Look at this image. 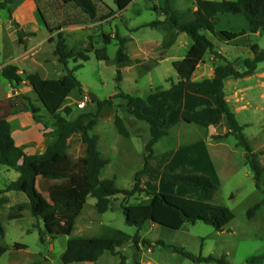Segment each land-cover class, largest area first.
Here are the masks:
<instances>
[{"label": "rangeland", "instance_id": "obj_1", "mask_svg": "<svg viewBox=\"0 0 264 264\" xmlns=\"http://www.w3.org/2000/svg\"><path fill=\"white\" fill-rule=\"evenodd\" d=\"M100 1L99 9L105 8V13L101 14V18L93 23L103 22L91 28L89 40H86V36L79 39L71 37L70 40L64 37L67 44L70 41L71 46L69 44L68 46L76 50L90 49L91 47L94 49L102 48L104 47L103 35L108 34L113 37L112 45L108 46L110 61H99L92 53L90 61L75 71V76L83 91L74 90L75 92L73 91L67 98L65 107H71L73 111L78 112V115H86L97 105L92 102L89 92L100 100L116 97L120 92L145 99L159 88H169L172 82L177 81L173 62L182 60V54L189 50V47L183 49L182 46L179 47L175 44L170 53V58L173 59L141 74L143 66H155L157 60L163 56L162 47L144 46L145 54L142 53L143 50L141 51L142 48L140 47L144 42L157 44V42L167 39L168 32L165 29L141 28L151 22L165 20L161 11L152 10L155 5L162 7L164 5L163 0H135L124 15H120L117 19L114 15L118 11H107V7L116 9L117 6L114 1ZM8 19V13L0 11V64L22 51L21 46L11 38L10 24L8 22L6 24ZM129 27L131 28L130 32L141 28L133 33L134 38L140 44H136L137 41L128 43L127 52L133 58L142 57L140 58L142 63L134 67L131 65L132 68L130 69L122 66L124 69L122 72L115 61L118 50L115 37L116 35L121 36V32L123 35H127L125 28ZM44 36V34H40L37 42L41 41ZM57 37L58 35L55 37L56 40ZM100 43L102 44L99 45ZM53 44L55 49L56 43ZM189 44H192V40H189ZM258 44L264 51V34L262 38L258 39ZM220 47L217 44L215 51L216 48ZM223 50L224 53L228 54L230 62L236 65H238L239 59L246 60L251 57L248 52L240 53V50L236 52L231 46L223 47ZM51 51L50 46L43 43L39 55L41 59L37 61L22 60L20 65L28 74H39L44 79H58L66 75L67 71L62 64L53 62L55 58ZM206 57L211 59L210 53ZM43 58L45 64L42 61ZM79 63L82 62L79 61ZM75 66L76 64L70 61L69 68L74 69ZM119 71L122 73L121 90L118 89L117 81ZM256 75L263 80V83L257 81L251 83L244 95L236 97L229 94L227 101L233 112L234 108L239 112L238 116L236 114L237 119L241 125L246 127L244 133L253 151L259 155V160L264 167V68H261ZM80 103H86V108L80 109ZM30 106L39 110L38 115L43 118V121L53 124L52 116L44 109L31 86L27 82H23L18 87H14L3 78L0 71V115L11 122L13 136L17 144L23 142L21 146L25 148L28 154H43L49 144L55 140L56 133L52 129H46L35 122L33 114L29 111ZM65 107L61 109L62 113ZM126 108V100L115 98L113 105L107 112L106 119L101 124L99 121L97 127L92 131V134H100V151L106 156L113 157L116 161H118L117 156L110 152V148L116 146L119 139L115 117L119 115L125 120L124 111L127 110ZM215 111L216 109L212 104L200 95L196 94L195 96L192 93H187L183 98L181 93H176L170 107L172 123L169 126V136L157 145V150L162 152L163 150L175 149L198 140L205 134L201 127L194 123L190 124L189 121H185L181 124L182 126L174 125L173 120L178 115L184 114L193 121L209 122ZM91 120H93V116L84 118V122L87 121V123ZM145 126L148 127L147 124ZM219 141L213 143L211 145L213 147L209 148L216 167L212 180L219 187V192L213 203L228 207L235 215V219L228 224L225 231L217 232L203 222H198L195 225L187 224L178 231L148 222L140 234L142 239L151 241L153 245L149 247L140 244L139 249H137L132 243V239L138 233V229L126 223L123 207L148 204L153 196L146 193L131 197L118 195L112 198V207L105 214L97 211L96 199L89 197L79 217L78 224L80 226L85 224L92 226L91 233L99 240H103L99 243L107 244L108 248L99 264H120V257L114 256L111 252L114 245H117L115 251L126 257V264H135V260L144 264H196L170 248L155 246L158 241L184 248L196 256H213L216 258L227 256L230 264H249L252 258L264 255V186L262 190L256 188L252 171L246 162L245 151L237 147L236 139L229 137ZM182 150L186 151L187 147H183ZM143 153L144 142L133 139V163L116 180L119 189L131 190L134 187V172L141 166ZM187 154L185 152L184 155L187 157ZM190 156L192 155L190 154ZM19 176L15 170L0 165V189L6 188L10 182L17 180ZM157 181H152V184L148 183L152 193L159 191V193L179 197L202 199L197 195L196 188L179 182H169L165 179V175L162 176L158 184H155ZM5 196L9 199V203L0 209V220L5 229V243L9 245L10 251L0 259V264H64L62 257L66 250V237L51 238L46 233L43 222L34 218L28 208H25L22 219L10 220L11 209L19 204H28L29 199L27 195L19 192H11ZM257 204L261 205L260 209L253 218H250L249 211ZM123 238L128 239V242L120 246V241ZM257 264H264V260Z\"/></svg>", "mask_w": 264, "mask_h": 264}, {"label": "trees", "instance_id": "obj_2", "mask_svg": "<svg viewBox=\"0 0 264 264\" xmlns=\"http://www.w3.org/2000/svg\"><path fill=\"white\" fill-rule=\"evenodd\" d=\"M63 1L80 9L88 15L92 22L98 20L100 0ZM113 1L117 6V11L122 13L134 0ZM163 2L162 7L155 5L152 10L161 11L165 20H157L141 28H161L168 32L167 39L163 44L162 55L176 44L180 34H186L193 41L188 54L182 60L173 63L179 82H172L170 89H157L146 99L120 92L116 97L104 100L96 99L94 102L101 110L107 105L112 106L115 98H122L127 102L128 112L137 119L147 122L151 127L152 138L146 147L144 168L137 173L135 185L131 190L119 189L115 180L100 179L102 170L110 164V161L105 159L99 150L98 135L92 134L99 122L98 115H94L93 120L85 123L84 118L88 115L81 116L76 121L68 119L73 113L71 107H65L63 113L61 112L62 106L74 90L83 91L75 76V71L90 61L91 54L94 53L99 61H110L107 47L112 44L113 37L111 35H103L105 45L103 48L94 49L91 47L84 50L69 47L63 34H58L57 40L51 38L49 42L56 43L54 55L67 71L66 75L58 79H43L39 74H21L19 67L14 64L6 65L1 69L3 78L14 87H18L23 82H27L31 86L44 109L52 116L53 124L43 121V118L38 115L39 110L33 106H30L29 111L33 114L35 122L43 124L46 129L55 131L56 138L43 154H28L24 147L17 145L11 122L0 115V165L15 170L20 175L6 188L0 189V209L9 203L6 194L19 192L27 195L29 203L13 207L9 213V219H22L25 208H28L34 218L43 222L44 229L51 238L69 237L66 251L62 257L64 264L97 263L108 248L107 244H101L88 237H71L76 221L89 197L96 199L97 211L105 214L112 207V198L118 195L131 197L146 193L153 196L148 204L123 207L126 223L138 229V233L132 239V243L137 249L140 244L149 247L153 245L151 241L142 239L140 234L148 222L175 231L181 230L187 224L195 225L198 222H203L217 232H223L228 224L235 219L234 213L228 207L213 203L219 192V187L206 175L181 172H167L165 175V179L169 182H179L197 188L198 195L202 197V200L164 193H150L142 187L143 180L155 182L159 178V169L152 160L155 156L156 145L163 138L169 136L168 130L165 129L168 105L171 95L177 90H194L198 94L216 97L219 114L213 123L220 124L222 116L226 115L230 131L224 136H215L214 139L222 140L229 137L236 139L237 147L245 151L246 162L252 171L256 188L263 189L264 167L259 160V155L253 151L244 133L246 127L240 124L236 114L229 106L225 93V81L229 78L242 79L253 75L259 64L264 63V51L258 45H253L251 47L253 58L246 59L244 69L240 70L215 51L214 43L206 37L205 33L216 35L212 19L218 14L244 15L253 27L252 33H264V0H198L195 19L190 22L181 21V14L172 10L169 0H163ZM13 3L14 0L0 2V9L9 11ZM13 25L18 30V43L26 45V38L32 37L34 34L24 32L15 21H13ZM54 31L56 30H52V32ZM247 34L246 30L222 32V36L230 42ZM115 38L118 43L115 57L117 65L131 62L132 59L127 52L128 40L120 35H116ZM208 53L222 62L216 65L215 76L212 79L195 82L193 80L194 73L197 67L204 62ZM70 61L76 64L74 69L69 68ZM141 63V60L136 61L138 66ZM153 67L143 66V71L140 73L149 72ZM117 81L118 89L121 90V71L118 73ZM145 110L157 111L158 119L147 116L144 113ZM115 124L122 137H130L128 129L119 115L115 117ZM260 207V204L252 207L249 217L253 218ZM125 242H128V239L123 238L120 241V246H123ZM155 246L170 248L196 264H230L227 256L221 258L196 256L184 248L167 245L163 241H158ZM115 247L117 245L112 248V254L120 257V264H126V257L116 252ZM9 251L10 247L5 243V229L0 220V259ZM263 260L264 255L256 256L249 261V264H257ZM135 264L141 263L135 260Z\"/></svg>", "mask_w": 264, "mask_h": 264}, {"label": "crops", "instance_id": "obj_3", "mask_svg": "<svg viewBox=\"0 0 264 264\" xmlns=\"http://www.w3.org/2000/svg\"><path fill=\"white\" fill-rule=\"evenodd\" d=\"M5 0H0V2H3ZM220 1V0H217ZM235 1V0H232ZM135 0L133 1V3ZM132 3V4H133ZM127 8V10L132 6ZM170 7L172 10L179 12L181 14V21L182 22H190L195 19V13L197 11V4L198 0H169ZM110 12H116V9H111L107 7ZM105 8H100L98 12V19L101 18V14L105 13L104 11ZM1 12H7L8 13V20L6 21L10 24L9 25V32L11 33V38L13 39L14 42H17L19 46H21L22 51L17 54L12 56L10 59H7L4 61L2 64H0V71L1 69L9 64H14L17 65L20 69L21 74H28L24 68L20 65V61L22 60H32V61H37L38 59H41L39 57L41 53V47L44 44H48L51 48V53L53 52L54 54V44L50 43L49 40L51 38H55L56 35L58 34H64V37L67 38L68 40L71 39V37L74 38H82V36H86V40H89L88 36L92 32L91 28L94 27V25L97 24H102V22L98 23H93L88 15L83 13L80 9L75 7L73 4L70 3H65L63 0H14V3L10 7V10H1ZM125 11L120 13L117 12L114 17L115 19L119 18L120 15H124ZM4 14V13H2ZM112 17V18H114ZM110 18V19H112ZM109 20V19H107ZM13 21H15L20 28L26 32V33H33L34 36L32 37H27L26 38V45H20L18 43V30L16 27L13 25ZM106 21V20H105ZM164 21V20H162ZM214 26H215V31L216 35H212L210 33H205L206 37L210 39L215 46L217 44L221 46L220 48H216V51L223 55L226 59L229 60L228 54L224 53L223 47H233L236 52L244 53L248 52L251 57L253 58V53L251 51V47L253 45H260L258 44V39L263 37V32H258V33H252L253 27L251 23L246 19L244 15H232V14H218L212 19ZM129 29V30H128ZM130 27L125 28V31H127V35H123L121 32V37L125 38L128 40V43L132 41H137L136 44H140L138 40L134 38V31L130 32ZM52 30H56L52 32ZM243 30H246L248 34L244 37H240L234 41H228L226 38L222 36L223 31H229V32H241ZM136 32V31H135ZM40 34H44V38L37 42V39ZM189 40H191L186 34H180L177 38L176 44L180 47L182 46L183 49H186V47H189V50L192 44H189ZM165 40L162 42H157L155 43H150V42H144L143 44L140 45L142 48L141 51L143 50L144 46L147 45H152V47L157 46V47H162L164 44ZM127 43V44H128ZM68 44L71 46L70 41ZM100 43L99 45H101ZM104 44V43H103ZM112 45V44H111ZM105 46V45H104ZM103 48V47H102ZM118 48V46H117ZM95 49H100V48H95ZM108 49V47H107ZM261 49V47H260ZM188 51L185 52V54H182V59L188 54ZM262 50V49H261ZM164 51V49H163ZM162 51V52H163ZM145 51L143 50L142 53ZM172 52V48L166 51V53L156 62V65L154 67H159L162 65L163 62L169 61L170 59V53ZM145 54V53H144ZM211 55V59H208L206 56L204 58V62L201 63L193 76V80L195 82H201L206 79H212L215 76V67L218 64H221L222 61L220 60H215V56ZM110 57V55H109ZM116 57V56H115ZM131 57V56H130ZM53 62L55 64H59L58 58L54 55ZM111 58V57H110ZM140 56L137 57H131L132 61L131 62H126L123 64L118 65L119 69L123 72V67L125 68H132L131 65L138 66L136 64L137 60H140ZM44 62V58L42 59ZM135 61V63H134ZM179 61V60H178ZM230 61V60H229ZM238 65L233 63L236 68L243 70L244 69V62L245 60H238ZM142 62V61H141ZM175 62V61H174ZM173 62V63H174ZM45 64V62H44ZM264 63H260L258 66L257 71L248 77L242 78V79H235V78H229L225 81V93H226V99L229 97V94L231 96H236L240 97L244 95L247 91H245L248 88V85L251 83L260 82L263 83V80L260 79L256 74L257 72L261 69L264 68ZM173 65V64H172ZM177 76V81L175 83L179 82L178 75ZM44 79V78H43ZM166 82V80H165ZM171 86H169L170 89ZM164 89V88H163ZM75 92V91H74ZM176 93H181L183 98L186 96L187 93H192L196 96L200 95L206 100L212 104V106L216 109L214 115L212 118H210L209 122H203V121H193L184 114H180L173 120L175 123L174 125H181L185 121H189L190 124L194 123L201 127L204 131L205 134L198 140L192 141L186 145H181L178 148H172L169 150H163L160 152L157 150V145L164 139H162L155 147V156L152 160L153 164L159 169V178L158 181L155 184H158L159 181L161 180L163 175H166L167 172H181V173H200L203 175H206L213 179V175L215 173L216 167L215 163L213 160L212 154L209 152V148L213 147L211 146L215 142H220L219 140H215V136H224L230 131V126L229 122L227 119L226 115L222 116V120L220 124L215 125L213 123V120L215 117L219 114V107L217 103V99L214 96H208L204 94H198L196 91H187V90H177L175 91L171 97H170V103L168 105V118H167V123L165 125V129L168 130L169 132V126L172 123V115L170 112V107L174 98V95ZM233 94V95H232ZM146 99V98H145ZM67 101V100H66ZM65 101V103H66ZM62 106L65 107L66 105ZM111 105H107L101 110H99L98 106L96 105L94 109L90 110L86 115L88 116H94L98 115L99 116V121L100 124L103 122L104 119L107 117V112H109V108ZM86 108V107H85ZM108 108V111H107ZM127 109V108H126ZM235 114H239L236 108L233 109ZM144 113L147 116H150L154 119H158V112L157 111H150V110H145ZM115 114V113H114ZM124 114L126 115L125 120L123 119L126 128L128 129V132L130 134L129 138H124L122 137L119 133V136H117L118 142L117 145L113 146L110 148V152L113 153L114 155L117 156L118 161L114 160L113 157L106 156L102 153L103 157L107 160L110 161V164L107 165L101 172L100 179L105 180H116L120 175L124 173L126 168L133 163L134 156L132 155V150H133V139H138L142 140L144 142V153L141 158V166L134 172V178L136 177L137 173L143 170L144 168V157L146 153V147L149 144L152 135H151V127L147 122L141 121L137 119L135 116L131 115L128 110L124 111ZM81 116L84 115H78L77 111H73L72 115L68 118L70 121H76L79 119ZM86 118V117H85ZM9 121V120H8ZM87 123V121H85ZM144 123V124H143ZM39 124V123H38ZM99 124V125H100ZM145 124L148 125L145 126ZM43 126L42 124H40ZM38 126V127H41ZM182 126V125H181ZM97 127V126H96ZM14 135V133H13ZM99 137V142H100V134H96ZM16 140V139H15ZM127 142V143H126ZM17 143V142H16ZM23 144V142H22ZM22 144H17L18 146H21ZM183 147H187L186 151H183ZM100 150V146H99ZM182 152V153H181ZM186 153V155H184ZM190 152V153H189ZM190 154L192 156H190ZM116 159V158H115ZM255 181V180H254ZM148 183L152 184V181L149 180H143L142 187L146 189L148 192L152 193V189L148 187ZM118 187V186H117ZM195 188V187H194ZM194 190V189H193ZM197 192L198 189L196 188ZM159 193V191L157 192ZM198 195V193H197ZM202 198V197H201ZM202 200V199H198ZM80 217V216H79ZM79 217L76 221V224L72 230L71 237H88L91 239H94L98 242L103 241L99 240L98 237L94 236V234L91 233L92 226L89 224L85 225H79ZM104 225V224H103ZM105 227V226H104ZM66 248H67V242L69 237H66ZM109 239V238H108ZM106 240V239H104ZM66 251V250H65ZM112 252V250H111ZM103 257V256H102ZM101 257V258H102ZM100 258V260H101ZM100 260L97 263L94 264H99ZM141 264H144L143 262H140ZM151 264V263H148Z\"/></svg>", "mask_w": 264, "mask_h": 264}, {"label": "water", "instance_id": "obj_4", "mask_svg": "<svg viewBox=\"0 0 264 264\" xmlns=\"http://www.w3.org/2000/svg\"><path fill=\"white\" fill-rule=\"evenodd\" d=\"M88 94H89L92 102H95V100L97 99V97L95 95H93L92 93H90V92Z\"/></svg>", "mask_w": 264, "mask_h": 264}, {"label": "built area", "instance_id": "obj_5", "mask_svg": "<svg viewBox=\"0 0 264 264\" xmlns=\"http://www.w3.org/2000/svg\"><path fill=\"white\" fill-rule=\"evenodd\" d=\"M85 107H86V103H80V104H79V108H80V109H84Z\"/></svg>", "mask_w": 264, "mask_h": 264}]
</instances>
